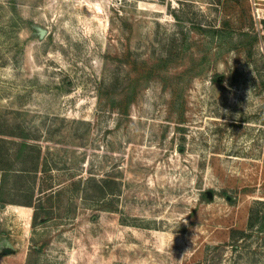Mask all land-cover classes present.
<instances>
[{"label":"rangeland","instance_id":"1","mask_svg":"<svg viewBox=\"0 0 264 264\" xmlns=\"http://www.w3.org/2000/svg\"><path fill=\"white\" fill-rule=\"evenodd\" d=\"M0 120L51 169L11 178L0 264H264V0H0Z\"/></svg>","mask_w":264,"mask_h":264},{"label":"trees","instance_id":"2","mask_svg":"<svg viewBox=\"0 0 264 264\" xmlns=\"http://www.w3.org/2000/svg\"><path fill=\"white\" fill-rule=\"evenodd\" d=\"M201 31L208 33L206 30ZM209 32L211 33L209 37L214 43L218 32H215V30ZM243 37L250 40V46L252 47L255 45L257 46L262 40L259 33H243ZM206 58V55L202 57L203 60ZM172 62L173 59L168 55L166 59H159L156 63L150 65L149 67L141 66V71L143 72H139L138 65L134 61L129 59L124 61L128 67H132L130 72H133L135 76L130 79L131 82L129 84V91L125 98L124 105L120 106L118 111L123 115H128L130 106L135 102L137 83H139L140 79L144 78V83H147L152 79L160 77V72L171 66ZM110 106L113 107V109H117L114 104H111ZM20 127L15 130L8 125L6 121L0 120V204L2 205L11 203L7 197L9 192L13 190V183L12 185L10 184L12 177L24 176L27 178L29 176V178L32 179L33 177H40L41 175L51 171L50 167H48L49 164L42 156L41 150L34 147L35 141L31 140L24 129ZM92 181L93 180L88 181L87 188L85 189L86 200L94 198L98 201H103L105 197L112 192V188L108 185L107 181H104L99 185L94 184ZM34 184L35 183L31 180H25L26 192L27 194H31V198L42 194L39 187H37L39 188V191L34 188ZM22 186L23 184L20 183V190H22ZM88 186H90L92 195H89ZM33 203L26 202L24 205L33 207ZM34 215V220L37 221L39 219V224H45L49 220L45 217L47 213L42 206L35 207ZM249 220L248 229H253L257 221H253L252 217ZM257 220L259 221V219ZM260 221L262 222L261 230H263L264 216L260 218ZM239 237L246 238V233L244 231L239 232Z\"/></svg>","mask_w":264,"mask_h":264},{"label":"water","instance_id":"3","mask_svg":"<svg viewBox=\"0 0 264 264\" xmlns=\"http://www.w3.org/2000/svg\"><path fill=\"white\" fill-rule=\"evenodd\" d=\"M35 30L40 39H44L48 34L47 30L40 28V27H35ZM1 208H4V206H1ZM5 253H11V251H7Z\"/></svg>","mask_w":264,"mask_h":264},{"label":"flooded vegetation","instance_id":"4","mask_svg":"<svg viewBox=\"0 0 264 264\" xmlns=\"http://www.w3.org/2000/svg\"><path fill=\"white\" fill-rule=\"evenodd\" d=\"M3 248H4V253L7 251H11V253L15 251L12 248H9L8 246H4Z\"/></svg>","mask_w":264,"mask_h":264},{"label":"crops","instance_id":"5","mask_svg":"<svg viewBox=\"0 0 264 264\" xmlns=\"http://www.w3.org/2000/svg\"><path fill=\"white\" fill-rule=\"evenodd\" d=\"M21 209H23V208H21Z\"/></svg>","mask_w":264,"mask_h":264}]
</instances>
